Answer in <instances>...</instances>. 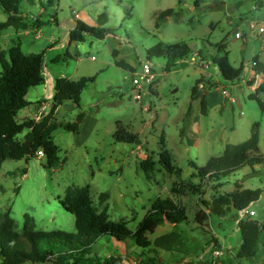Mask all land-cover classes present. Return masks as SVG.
Here are the masks:
<instances>
[{"label": "rangeland", "instance_id": "obj_1", "mask_svg": "<svg viewBox=\"0 0 264 264\" xmlns=\"http://www.w3.org/2000/svg\"><path fill=\"white\" fill-rule=\"evenodd\" d=\"M42 1L21 3L27 29L3 31L0 52L5 53L16 42L25 53L43 52L44 83L28 90L26 98L31 103L18 111L16 120L33 119L38 108L46 105L36 119L48 116L49 123L58 126L52 137L63 163L59 168H45L44 154L27 162L5 160L0 169V222L9 213L15 230L21 232L27 213L36 230L74 232V216L60 200L67 189L88 185L94 209H106L110 220L124 221L130 229L137 227L156 198L182 206L187 215L186 222L154 226L147 235L151 241L148 248L130 240L120 243L106 236L98 238L92 254L101 260L112 258L116 264L201 262L211 249L207 243L212 237L224 251L235 256L241 242L234 220L237 212L220 217L209 212L201 198L210 201L231 192L239 178L246 180L248 188L264 190V164L257 174L244 167L218 184L206 177L201 179L191 162L204 166L210 157L221 155L227 144L244 142L254 122L259 123L264 150V111L248 97L253 90L247 86V74H252L253 69L251 62L264 61L260 38L255 29L249 28L250 21H264V0H197V6L195 0H59L46 8ZM255 4L257 9L253 8ZM168 8L174 12L156 26L157 15ZM101 12L107 13L104 26L111 28L114 35L103 40L86 35L83 42L69 45L68 34L74 21L81 19L97 25ZM52 17L56 21H51ZM5 19L0 9V21ZM236 31L242 33L241 38L234 37ZM158 42L187 43L190 52L175 68L165 71V60L148 57L146 52ZM221 44L226 46L231 65L238 67L242 63L245 68L238 83H225L219 74L216 81L209 75L217 70L211 61L219 55ZM113 49L118 50L115 57ZM193 52L210 61L207 70L194 62ZM116 60H124L134 72L117 66ZM144 63L155 78L136 99L133 95L139 92L131 80ZM59 76L71 80L94 76L95 80L84 88L78 105L67 101L52 113L49 95L53 94L54 79ZM257 78H253L255 84ZM200 79L203 86L198 89L204 91L203 107L198 100H190L191 88ZM206 81L211 85L204 89ZM214 86L220 91H215ZM221 88L230 93L234 103L221 94ZM260 98L264 100V92ZM190 105L191 111L187 113ZM204 108L205 115L201 114ZM80 112H87L80 132L76 135L65 131L62 126L73 122ZM117 120L136 134L134 143L114 141ZM23 137L24 132L18 139ZM160 143L170 153L171 168L157 162L153 172L146 174L140 163L147 157L158 160ZM185 183L199 185L201 198L188 192L183 187ZM249 208L255 211L252 218L264 221V192ZM259 260L235 258L233 264H260Z\"/></svg>", "mask_w": 264, "mask_h": 264}, {"label": "trees", "instance_id": "obj_2", "mask_svg": "<svg viewBox=\"0 0 264 264\" xmlns=\"http://www.w3.org/2000/svg\"><path fill=\"white\" fill-rule=\"evenodd\" d=\"M23 1L0 0V9L6 16L5 20L0 21V34L9 28L27 29L26 19L21 16L20 10ZM58 1L43 0L42 4L45 8L53 7ZM194 4L195 6L198 5L197 0ZM173 12L174 9L172 8L161 11L156 17L155 25L158 26L161 19L170 16ZM51 19H53L51 21H56L55 17ZM107 21L106 12L97 15V25H90L81 19H76L68 34V44L83 42L86 35L100 40L108 35H114L111 28L104 26ZM218 51L219 55L212 57L211 62L217 68L219 76L225 83L231 85L238 83L246 73L243 64H239L238 67L231 65L225 45H219ZM117 52V49H113L112 55L115 57ZM146 52L148 57L155 56L165 60L164 69L170 71L185 59L190 52V47L187 43L179 42L164 45L158 42ZM42 54L43 52L25 53L17 42L11 45L5 53L0 52V169L5 160L18 161L23 159L27 162L30 158H36L38 151H42L44 154L43 165L45 168H59L63 163V159L59 156V148L52 137L53 131L58 126L49 123L48 116L40 121H37L35 117L21 122L16 120L18 111L31 103L26 98L28 90L44 83ZM198 54L203 56L201 53ZM254 60H256L257 65L253 69L252 77L247 80V86L250 88L254 83L255 72L261 74L262 81L249 93L248 97L255 100L261 110L264 111V103L260 98V94L264 92V63L258 59ZM115 64L134 72L133 68L124 60H116ZM94 80V76H83L77 80L63 76L56 77L54 79V92L51 96V112L53 113L58 106L67 101L78 105L82 91ZM201 82H203L202 79L197 80L192 86L190 100L191 102L198 100L200 106L203 107L204 91L198 89ZM205 83L204 89L211 85L210 81ZM190 111L191 105L188 107L187 113ZM201 114H207V110L204 108ZM86 117L87 112H80L73 122L66 123L62 128L77 135L85 124ZM23 132L24 137L19 140L18 136ZM112 137L114 141L126 143H134L137 138L136 134L127 130L120 120L116 121V128ZM258 142L259 123L254 122L247 140L238 144H227L221 155L210 157L204 166H196L192 162L191 165L197 170L201 179L206 177L208 181L212 182H218L223 177L242 169L245 165L251 168L252 174L258 173L259 171L255 169V166L264 163V156L260 153ZM160 144L162 149L158 160L147 157L140 163L146 174L153 172L157 162L168 169L171 168L170 153L165 149L164 143ZM234 185L236 188L233 191L225 195L215 196L210 201L200 197L203 192L199 185L185 183L183 187L188 189V192L200 197L201 203L209 212L225 217L230 212H237L251 203L257 202L263 192L261 188L240 189L238 181H235ZM60 202L66 211L74 216V232L36 230L32 217L27 213L24 214L22 230L18 232L15 230L14 220L10 214L6 213L3 216L0 222V264H22L24 262L116 264L112 258L101 260L92 254V246L98 238L106 236L120 243L130 240L139 247L148 248L151 241L147 235L155 227L164 222L177 225L187 221V215L182 206L175 205L167 199L156 198L137 227L130 229L124 221L110 220L106 209L100 212L94 209L88 185L67 189ZM263 228L264 223H259L251 217L240 220L238 229L241 235V244L235 256L229 250L225 251L222 263L233 264L235 258L256 256L261 248ZM207 244L211 249L220 246L214 237ZM190 263L203 264V261L196 260ZM261 264H264V258Z\"/></svg>", "mask_w": 264, "mask_h": 264}, {"label": "built area", "instance_id": "obj_3", "mask_svg": "<svg viewBox=\"0 0 264 264\" xmlns=\"http://www.w3.org/2000/svg\"><path fill=\"white\" fill-rule=\"evenodd\" d=\"M253 8L257 9L258 7L255 4L253 6ZM249 28L255 29V33L257 34V36H259L260 41H261V48H264V21L263 22L250 21L249 22ZM241 36H242V33L240 31H236L234 33V37L237 39L241 38ZM192 55H193L194 62L197 63L202 70H207L209 68L210 61H208L207 59H202V57L199 56L198 52H193ZM92 58L93 57H91V59ZM256 65H257L256 60H253L251 62L252 68L255 69ZM257 76H259V74L255 72V74H254L255 79L257 78ZM154 78H155V75L151 71L149 65L144 63L141 66L140 72L137 73L135 75V77H133L131 80L133 86L139 92V93H136L135 95H133V97L136 99H139V97L141 95L140 91L145 90L146 86L153 82ZM254 84H255V82L251 85L252 89H255ZM202 86H203V83H200L199 87H202ZM214 90L220 91V88H218L217 86H214ZM221 94L225 97H228L229 102H231V103L235 102V99L230 95V93L225 88H221ZM45 107H46V105H43L40 108H38L37 112L34 114V117L39 118L42 110ZM38 154L42 155L43 152L38 151ZM253 215H254V210L249 209V206H247L246 208L237 211L236 218L234 219L235 223L238 224L240 220H244L248 217H252ZM224 255H225V251L220 246L214 247L209 252V254H208L206 260L203 262V264H223L222 259H223ZM133 264H135V263H133Z\"/></svg>", "mask_w": 264, "mask_h": 264}, {"label": "crops", "instance_id": "obj_4", "mask_svg": "<svg viewBox=\"0 0 264 264\" xmlns=\"http://www.w3.org/2000/svg\"><path fill=\"white\" fill-rule=\"evenodd\" d=\"M264 51V50H263ZM260 61V60H259ZM261 62H263L264 63V61H261ZM251 72H252V74L250 73V72H248V74H247V77H252V75H253V73H254V71H253V69H251ZM209 75L210 76H212L213 78H214V80H218L217 78H218V71L217 70H215V72L214 73H209ZM262 76H261V74H259V77L257 78L259 81L257 82V84H254V87H257L258 86V84L262 81V78H261ZM255 78V77H254ZM245 84H246V80H245ZM250 89L252 90V88L250 87ZM262 100V102L264 103V100L263 99H261ZM258 145H259V149H260V153L264 156V150H263V148H262V143H261V135H260V130H259V142H258ZM264 164V163H263ZM262 164V165H263ZM262 165H256L255 166V169L256 170H258V171H260L261 170V166ZM244 167H248L249 169H250V172H251V168L248 166V165H245ZM243 167V168H244ZM252 174V173H251ZM255 174H257V173H255ZM246 175V174H245ZM230 176V175H229ZM247 176V175H246ZM245 176V177H246ZM227 177V176H226ZM226 177H223L222 179H225ZM222 179H220L217 183L219 184V182L222 180ZM238 182H239V184H240V189H244V188H248V187H246L245 186V183H246V180H243L242 178H239L238 180H237ZM236 187H235V185H234V189H235ZM256 187H250V189H255ZM257 188H259V187H257ZM233 189V190H234ZM232 190V191H233ZM263 190V189H262ZM263 192H264V190H263ZM263 192H262V194L261 195H263ZM261 195H260V197H261ZM250 209V208H249ZM254 214H255V211H254ZM252 218V217H251ZM254 219V218H253ZM258 221V220H257ZM259 223H264V221L263 222H261V221H258ZM261 240H262V244H261V248H260V251L258 252V254L256 255V256H254V257H251L252 259L253 258H260V260L259 261H261L262 262V260H263V258H264V228H263V230H262V235H261ZM240 244H241V242H240ZM240 244H239V246H240ZM239 246H238V248H239ZM237 248V249H238ZM208 252H209V250H208ZM208 252H207V256H208ZM207 256L205 257V260H206V258H207ZM248 259V258H247ZM255 260V259H254ZM204 262V261H203ZM128 264H130V263H128ZM261 264V263H260Z\"/></svg>", "mask_w": 264, "mask_h": 264}, {"label": "clouds", "instance_id": "obj_5", "mask_svg": "<svg viewBox=\"0 0 264 264\" xmlns=\"http://www.w3.org/2000/svg\"><path fill=\"white\" fill-rule=\"evenodd\" d=\"M201 83H203V82H201ZM255 88H256V87H255ZM252 90H254V89H252ZM51 96H52V95H49V99H51Z\"/></svg>", "mask_w": 264, "mask_h": 264}]
</instances>
